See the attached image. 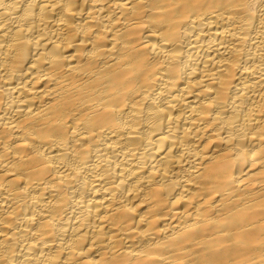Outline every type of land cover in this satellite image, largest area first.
Returning <instances> with one entry per match:
<instances>
[{
  "label": "bare ground",
  "instance_id": "1",
  "mask_svg": "<svg viewBox=\"0 0 264 264\" xmlns=\"http://www.w3.org/2000/svg\"><path fill=\"white\" fill-rule=\"evenodd\" d=\"M0 264H264V0H0Z\"/></svg>",
  "mask_w": 264,
  "mask_h": 264
}]
</instances>
